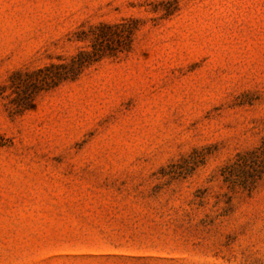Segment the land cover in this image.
I'll return each instance as SVG.
<instances>
[{"label": "rangeland", "instance_id": "rangeland-1", "mask_svg": "<svg viewBox=\"0 0 264 264\" xmlns=\"http://www.w3.org/2000/svg\"><path fill=\"white\" fill-rule=\"evenodd\" d=\"M263 138L264 0H0V264H264Z\"/></svg>", "mask_w": 264, "mask_h": 264}, {"label": "trees", "instance_id": "trees-1", "mask_svg": "<svg viewBox=\"0 0 264 264\" xmlns=\"http://www.w3.org/2000/svg\"><path fill=\"white\" fill-rule=\"evenodd\" d=\"M110 27V26H109ZM124 30L116 31L119 38ZM91 60V52L79 51L61 64H51L49 67L37 69L34 74L36 79L43 81L48 77L52 79H65L74 77L78 71ZM54 68V69H53ZM234 171V179L242 178L243 181L253 180L257 173L264 171V138L261 145L252 150L238 153L232 163L231 173ZM233 174V173H232Z\"/></svg>", "mask_w": 264, "mask_h": 264}]
</instances>
